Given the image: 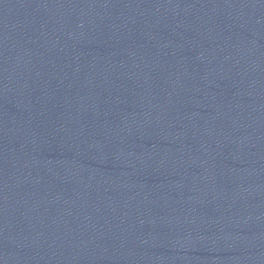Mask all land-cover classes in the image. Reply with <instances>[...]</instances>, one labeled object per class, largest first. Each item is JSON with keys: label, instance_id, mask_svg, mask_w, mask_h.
Segmentation results:
<instances>
[{"label": "water", "instance_id": "obj_1", "mask_svg": "<svg viewBox=\"0 0 264 264\" xmlns=\"http://www.w3.org/2000/svg\"><path fill=\"white\" fill-rule=\"evenodd\" d=\"M0 264H264V0H0Z\"/></svg>", "mask_w": 264, "mask_h": 264}]
</instances>
